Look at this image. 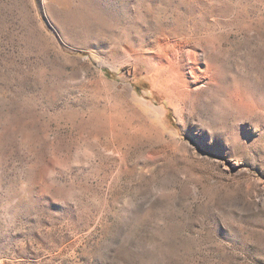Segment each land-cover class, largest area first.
<instances>
[{"label": "rangeland", "instance_id": "1", "mask_svg": "<svg viewBox=\"0 0 264 264\" xmlns=\"http://www.w3.org/2000/svg\"><path fill=\"white\" fill-rule=\"evenodd\" d=\"M0 264H264V0H0Z\"/></svg>", "mask_w": 264, "mask_h": 264}, {"label": "bare ground", "instance_id": "2", "mask_svg": "<svg viewBox=\"0 0 264 264\" xmlns=\"http://www.w3.org/2000/svg\"><path fill=\"white\" fill-rule=\"evenodd\" d=\"M178 50L167 49L165 61L161 60L162 62L157 64L158 73L164 75L163 81L171 94L205 97L222 95L231 103V106L242 111L249 110L246 96L234 86L227 84L221 68L206 60L205 51L187 50L181 58Z\"/></svg>", "mask_w": 264, "mask_h": 264}, {"label": "trees", "instance_id": "3", "mask_svg": "<svg viewBox=\"0 0 264 264\" xmlns=\"http://www.w3.org/2000/svg\"><path fill=\"white\" fill-rule=\"evenodd\" d=\"M105 72H106V74L110 75V72L109 71H105Z\"/></svg>", "mask_w": 264, "mask_h": 264}]
</instances>
